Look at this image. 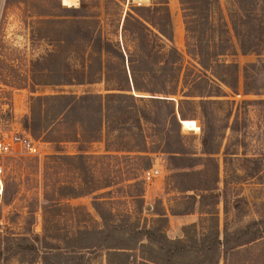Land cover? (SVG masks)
Listing matches in <instances>:
<instances>
[{"label":"rangeland","instance_id":"obj_1","mask_svg":"<svg viewBox=\"0 0 264 264\" xmlns=\"http://www.w3.org/2000/svg\"><path fill=\"white\" fill-rule=\"evenodd\" d=\"M150 1L77 0L76 5L68 6L62 0H0V140L12 134L29 135L38 147L36 154L21 148L13 153L0 152V179L4 188L0 195V264H42L36 255H41L54 242L62 243L63 236L78 225H92V218L100 220L92 207L94 197L105 217L118 223L127 220L122 224L124 227L159 228L168 238L186 242L192 236L199 240L211 228L212 220L208 214L198 212L197 204L192 213H171L191 209L192 201L187 195L194 192H180L173 187L168 154L162 151L149 123H143V132L147 145L155 150L149 152L150 167L159 172L147 183L138 171L142 162L121 153L106 152L104 138L75 141L76 127L71 125V120L70 125L64 122L55 112V108L63 106L62 102L35 100L37 96L51 94L106 92L104 81L65 83L68 77L75 76V71L82 69L84 59L87 62V48L81 39L80 19L73 20L71 13L62 8L83 5L82 18L87 20L83 25L98 26L103 36L116 40L129 4L149 5ZM168 1L173 44L181 52L184 65L199 71L196 54L200 45L229 43L237 52L230 54L229 48L215 59L220 63H237L240 84L243 68L249 63L258 64L251 73L261 94L235 98L264 99V45L260 53L239 52L228 18L232 0ZM261 20L264 22L263 15ZM209 51L210 55L219 52ZM212 79L199 83L196 89L206 92L218 86L225 94L221 99H232L229 89ZM142 93L145 98L137 100V104L149 109L150 94ZM192 99L194 103L182 105L188 119H181V131L188 155L198 158L204 156L201 143L204 120L197 104L200 98ZM221 107L218 127L226 123L227 104ZM153 111L158 113L159 109ZM159 113L165 116L167 109L162 107ZM26 115L34 117L33 133L23 126ZM239 123L243 129L235 134L220 128L225 136L222 144H230V155L224 159L223 145L215 154L219 187L215 210L219 237L224 241L219 264H264V105H249L245 122L242 118ZM80 153L84 154L82 158L77 156ZM59 154L68 156L62 158ZM174 162L185 167L180 170L202 167L198 159ZM191 163L197 165L191 167ZM135 174L140 175V184L129 179ZM178 179L185 184H197L200 177ZM105 184L109 186L97 189ZM68 192L79 196H61ZM158 210H165L166 221L157 219L154 212ZM254 235L257 238L250 241ZM22 237L25 240H20ZM97 260L95 264H99Z\"/></svg>","mask_w":264,"mask_h":264},{"label":"trees","instance_id":"obj_2","mask_svg":"<svg viewBox=\"0 0 264 264\" xmlns=\"http://www.w3.org/2000/svg\"><path fill=\"white\" fill-rule=\"evenodd\" d=\"M62 2L68 6L77 4V0ZM168 4V0H151L149 5L129 4V9L123 17L119 38L116 40L103 36L98 26L83 25V22H87L82 18L85 16L83 5L62 8L71 13L73 20L80 19L81 39L87 48V62L84 59L82 69L75 71V76L68 77L65 83L104 81L106 92L51 94L37 96L35 100L62 102L63 106L55 108V112L57 116L63 117L64 122L76 127V134L73 136L75 141L91 142L104 138L106 152L121 153L124 157L142 162L138 170L141 175L144 170L150 168L149 152L155 151L154 147L147 145L143 132V123H149L161 143L162 151L168 154L173 169L169 179L173 187L180 192H194L187 195L192 201L191 209L171 213H192L197 204L198 212L208 214L212 220L211 228L206 234H202L199 240L190 237V244L185 240L168 238L159 228H148L146 225L124 227L122 224L127 220L118 223L105 217L99 201L94 197L92 207L100 220L92 218V225H78L63 236L62 243L54 242L41 255H36L41 258L42 264H95L96 259L102 261L103 255L106 264H219L220 248L224 241L219 237L215 210L219 199L218 161L215 154L220 152L225 137L220 128H225L233 134L241 131L243 128H240L239 122L242 118L245 122L248 106L264 105V99L261 98H235L261 94L251 73L258 64L249 63L243 68L240 84L237 63H220L215 59L229 48L230 54H235L237 50L229 43L219 42L198 47L196 56L202 70L195 71L185 66L181 52L173 44V27ZM263 13L264 0H232L228 18L241 54L260 53L259 49L264 45V22L261 20ZM210 49H218L219 52L210 55ZM208 79L227 87L232 99H221L225 94L218 86L206 92L198 91L197 85L203 81L207 82ZM142 92L150 94L147 97L151 104L149 109L137 104V100L145 98L141 95ZM205 96L214 98L204 99ZM194 97L200 98L197 104L204 120L201 126L204 156L198 158L188 155L180 123V119H188L182 105L194 103ZM225 104L226 123L223 127H218L219 110ZM162 107L167 109L165 116L159 113ZM153 108H158L159 112L155 113ZM33 120V116L26 115L22 121L23 126L31 133L36 128ZM223 146L222 154L225 159L230 155V144ZM59 156L65 158L68 155ZM77 156L82 158L84 154ZM178 159H198L197 163L202 167L196 170H180L185 167L174 162ZM189 165L194 167L197 164ZM193 175L200 177L197 184H185L178 179ZM139 178L140 175L135 174L129 179L140 184ZM108 186L109 184H105L97 189ZM61 196L72 198L79 195L68 192ZM154 214L160 221L167 219L165 210H158ZM255 238L257 237L254 235L250 241Z\"/></svg>","mask_w":264,"mask_h":264},{"label":"built area","instance_id":"obj_3","mask_svg":"<svg viewBox=\"0 0 264 264\" xmlns=\"http://www.w3.org/2000/svg\"><path fill=\"white\" fill-rule=\"evenodd\" d=\"M17 148L26 150L30 154H36L38 152V147L33 139L29 135H18L12 134L7 139L0 140V152L3 153H13ZM158 169L155 167H150L143 171L142 179L145 182H151L154 177L158 174ZM2 173V168L0 166V176ZM3 184L0 179V195L2 193Z\"/></svg>","mask_w":264,"mask_h":264},{"label":"crops","instance_id":"obj_4","mask_svg":"<svg viewBox=\"0 0 264 264\" xmlns=\"http://www.w3.org/2000/svg\"><path fill=\"white\" fill-rule=\"evenodd\" d=\"M220 261V260H219ZM99 262V261H98ZM99 263H102V264H106L105 263V256L103 255V257H102V261H100Z\"/></svg>","mask_w":264,"mask_h":264},{"label":"bare ground","instance_id":"obj_5","mask_svg":"<svg viewBox=\"0 0 264 264\" xmlns=\"http://www.w3.org/2000/svg\"><path fill=\"white\" fill-rule=\"evenodd\" d=\"M180 123H181V119H180Z\"/></svg>","mask_w":264,"mask_h":264}]
</instances>
